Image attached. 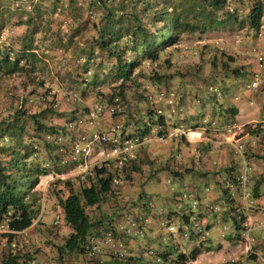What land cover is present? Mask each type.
Listing matches in <instances>:
<instances>
[{"label": "rangeland", "instance_id": "1", "mask_svg": "<svg viewBox=\"0 0 264 264\" xmlns=\"http://www.w3.org/2000/svg\"><path fill=\"white\" fill-rule=\"evenodd\" d=\"M30 1L32 8L27 10L17 8L15 0H6L7 5L11 2L13 6L0 19V50L10 51L11 57H14L22 53V46L26 43L34 53L28 57L27 62L22 61L21 70L15 74L0 75V120H12L14 109L24 99L29 113L41 112L43 123L57 126L67 133L62 136L61 142L68 146L69 141L78 139V147L88 145L89 154H75V157L59 162L53 160V155L48 150L42 149L39 139L38 142H33L38 150H35V156L28 158L27 169L35 177L33 173L37 167L43 174L33 177L32 183L26 186L29 200L37 198L36 203L39 201V221L27 233L35 240L27 250L37 253L36 247L38 243H42L38 247H43L45 255L49 256L46 260L48 264H60L58 257H54L55 245L64 240L71 229L62 216L58 198L52 190L53 181L73 176L82 178L80 165L84 160L92 166L101 159V149L106 148V145L96 140L95 134L106 133L114 128L116 134L124 139L129 136L139 137L144 130L145 136L140 138L144 150H141L140 155L137 153L134 159L136 170L131 173L130 179L122 177L113 195L102 197L97 206L86 210L92 220L106 221H103L104 228L98 231L95 241L93 240L100 248L99 254L101 250V257L97 255L99 259L120 264L113 258L119 253L122 257L131 258L141 255L147 260V255L150 256L146 254L149 249L164 251L173 245L171 235L160 221L173 214L170 210L177 206L175 196H179L180 189L184 187L182 183L176 185L173 179L175 177L169 171L170 165L166 166L168 161L173 164L174 157H180L182 147L173 143L182 141L181 137L161 141L159 138L162 134L176 128L173 126L176 121L191 128L193 125H201L204 142L190 148L197 155L193 164L189 162V167L193 168L201 161L198 155L205 160L207 155H211V158L216 156L212 150L213 140L231 141L223 137L227 127L225 130L220 128L222 124L242 125L244 132L237 137L248 134L251 143L259 139L261 144L257 147L264 150L261 127L264 124V65L260 66L258 60L260 56L264 58V0H227L226 5L216 12L215 21L207 0H144L147 7H150L149 14L144 16L145 20L153 12L166 6L168 11L175 13L179 22L190 21L196 23V26L180 33L176 40L170 42L158 62L148 65L144 61L135 69L146 72L139 75L136 72L133 75L137 85L126 84L125 99L114 95V87L119 80L113 76L115 68L112 59L107 58L99 49L95 39L106 8L115 9L118 15L120 7L126 5V0H104L105 6L97 4L96 0ZM255 1L263 6L258 30L250 27L247 18L250 5ZM129 5L127 3L128 8ZM30 18L32 22L27 25L26 20ZM223 20L225 22H220ZM230 56L234 61L229 63L231 68L225 69L223 62ZM84 59L87 60L86 65L82 64ZM166 60H169L168 64ZM149 67L155 68L157 74H154V70H149ZM254 80L257 86L253 88L251 83ZM116 102L119 103L120 110L111 114L108 108ZM96 105L101 106L102 110L90 116ZM230 107L236 108V111L232 112ZM249 107L254 109H249L251 118L244 120L242 117L247 115ZM153 111L167 119L168 122L164 121L165 126H158L156 117L150 119ZM239 113L243 115L240 116ZM236 115L240 117L236 118ZM214 116L220 121V127L210 121ZM25 128L26 139L30 141L28 136L36 135V132L30 123ZM188 137L193 139L196 135ZM184 138L187 140V137ZM240 141L244 144V156L246 148L248 158L258 161L264 156V153L255 148L249 150L252 149L249 147L250 141L247 145L242 139ZM237 147L238 144L236 152L227 155L224 161L213 163V160H209L210 164L216 165L212 171L207 172L212 174L198 176L199 179H204L205 187L211 181L212 190L204 192L201 185H198L195 192L192 189L184 191L197 204L200 202V205L207 207L206 210L209 209L211 214L216 213L214 206L219 200H223L222 204L225 205L219 207L218 213H227V210L230 212L235 204V198L230 193L227 194L224 186L228 180L234 182L233 177L242 172L243 162ZM9 154L8 151L4 157L0 154V159L7 161ZM258 176L259 172L254 178ZM147 198L152 199L154 204V208L147 212V236L136 238L134 234L126 232V224L135 217L136 207ZM182 203H186V199ZM57 216L60 220L55 224ZM233 216L234 213H229L230 219L226 226L232 225ZM179 220L173 222L176 227ZM219 220L220 217L216 216L214 225L208 231L212 239L205 242L214 247L222 231L228 235L233 233V230L221 226ZM241 226L243 230L246 228L243 224ZM248 255L249 252L238 251L234 257H244L247 260ZM42 257V254L37 255L40 263H44ZM85 258L74 253L64 259L66 264H95L93 260ZM128 260V264H134V260ZM181 264H190V261Z\"/></svg>", "mask_w": 264, "mask_h": 264}, {"label": "trees", "instance_id": "2", "mask_svg": "<svg viewBox=\"0 0 264 264\" xmlns=\"http://www.w3.org/2000/svg\"><path fill=\"white\" fill-rule=\"evenodd\" d=\"M96 1L97 4L105 6L104 0ZM127 3H130L129 8L127 7ZM226 3L227 0H207V5L211 9L214 21L217 20L215 15L216 12L223 8ZM10 6H13L11 2L7 5L6 0H0V19H2L4 13L9 12ZM149 8L150 7H147V3L144 2V0H126V5H122L120 10H118V15L115 9L108 7L106 8L105 16L101 18V25L98 27V35L95 42L106 57L112 59V65L115 68L113 76L116 80H119L118 85L114 87V95L119 98H126V84L137 85L133 78V75L136 74V72L138 75L146 72V70L143 69L135 71L142 62L147 61L148 65L155 64L160 60L161 53L170 42L176 40L180 33L196 26V23L194 24L190 21L185 23L179 22L175 13L173 11H168L166 6L153 12L148 20H145L144 16L149 14ZM262 13L263 6L259 1H255L250 5L247 18L251 28L255 30L259 29ZM31 20V18L27 19L26 24H30L32 22ZM220 22L225 21L223 20ZM22 48V53L20 55H15L14 57H11L10 51L0 50V75L15 74L21 70L22 61L27 62L28 57L34 55L29 44L24 43ZM127 53H130V56H127ZM233 61V57H228L227 60L223 62L224 68H231L229 63ZM86 62L87 60L84 59L82 64L86 65ZM166 62L168 64L169 60H166ZM210 64L212 66L214 65L213 63ZM234 69L233 71L235 72L236 69ZM149 70H154V74H157L155 68L152 67ZM230 109L232 112L236 111V108L230 107ZM151 115L152 117H150V119L153 117L157 118L156 124L158 126H164L163 115H157L154 111L151 112ZM11 117L12 120H0V154L4 157L6 156L7 151L10 153L7 156L8 159L6 158L7 161H2L0 159V217L4 214L10 213V229L22 231L31 227L35 218L39 221V216L37 217L39 201L36 203L38 200L37 198L29 200L28 188L26 187L28 183H32L33 177L36 178L40 174H43V171L37 167L33 173L36 175L35 177L27 169L28 158L35 156V150H38V146H33V142H38L39 139V143H42V149L48 150L49 153L53 155V160L62 162L63 160H68L70 157H75L74 146L77 144L78 139H72L71 142L69 141L68 146L61 142L62 136L67 135V133L57 126L43 123L41 121V112L29 113L27 107H25L24 99H22L21 105L14 109ZM28 123L33 126V129L36 132V135L28 136L30 141L26 139L27 131L25 127ZM196 126L197 125H193L192 128H195ZM145 130L147 131L148 129L146 128ZM166 134L167 133L165 132L162 135ZM144 136L145 131L142 130L139 138ZM179 137L184 138V135H179ZM242 145L244 150L243 142ZM33 148L34 151H32ZM171 164V161H168L166 166H171ZM114 165L115 161L110 160L104 163L101 168L94 167L84 179L78 176H73L53 181L52 190L58 198L62 216L71 229L69 235L59 244L55 245L56 250L54 257L55 255L58 257L60 264H66L64 258L66 256L68 258V256L74 253H79L85 256L89 261L93 260L95 264H113L106 259L105 261L99 259L97 255L101 257V250L99 254L100 248L94 243L98 231L104 228V222L106 221L101 219L92 220L86 209L97 206L102 197L114 194V189L119 186L120 183L114 184L112 181L113 178H118L119 181L122 177L123 179H130L131 173L136 170L135 160L131 161L122 169H116ZM243 168L244 166L242 167V171ZM170 172L174 174L175 178H177L179 174L188 172L192 174L196 171H194L192 167H189L187 169L185 168V171L179 172L171 170ZM240 174H242V172H240ZM233 180L237 183L239 187L238 191L242 195L240 180H238L237 177H233ZM248 181L247 176L246 189L251 197L252 193L249 190ZM183 194L184 190H180L179 196H175L177 197L176 202L180 206H176L179 208L172 212L173 214H179L178 217L180 220L187 221L189 215L187 216L184 212L185 208H183V205H185V203H182V200L186 199V203H188L190 200L193 201V198H191L188 193L185 196H183ZM253 196H255L254 193ZM144 206L146 207V213L151 210L147 204H144ZM230 210V213H234L233 223L235 229L237 231L243 230L241 225L244 217L240 215L237 206L231 207ZM117 225H119V223H117ZM178 229L180 230L181 228ZM196 230H199V232L204 234L206 239L204 228L198 227L192 222L189 226V234H194ZM180 232L181 235L185 234V232L183 233L181 230ZM145 234V236H147V232H145ZM26 236L29 238L30 244L34 242L35 239L33 236L30 237L29 234ZM0 237L4 243L3 245L0 243V264H31V260L35 261L34 264H48L46 260L49 259V256L47 257V255H45L46 253L43 247L39 249V245L42 243H38L36 247V250L38 251L37 253H34L33 251L29 252L25 248L12 250L9 245L12 235L4 233L1 234ZM135 237L140 238L139 236ZM198 240L199 243L202 242L199 238ZM90 241L92 243H90ZM165 249L166 250L164 251L149 249L146 253L150 254V256L147 255L149 258L147 260L141 255L131 258L129 256L122 257L119 253L114 255L113 258L119 261L120 264H128V259H131L132 262L134 260V264H156V257L160 258V264H166L169 260H172V264H181L189 260H194L201 252V247H194L187 255L170 252L168 248ZM38 254H42L44 263L38 261ZM248 259L256 260V255L250 254ZM224 264L241 263L239 261H231Z\"/></svg>", "mask_w": 264, "mask_h": 264}, {"label": "crops", "instance_id": "3", "mask_svg": "<svg viewBox=\"0 0 264 264\" xmlns=\"http://www.w3.org/2000/svg\"><path fill=\"white\" fill-rule=\"evenodd\" d=\"M234 106L237 107V105H234ZM249 109L251 110L253 108L251 107L247 108L246 110L247 115H244L242 117L244 118V120H249L251 118L252 110L250 111ZM171 110H174V109H171ZM239 115L242 116L243 113H239ZM239 115H236V118ZM216 118L217 117L214 116L212 117V119H210V121L216 126L220 127L219 126L220 121ZM213 119H214V122H213ZM164 121L168 122L167 119L165 118H164ZM178 123L179 122L176 121V125H173V126L187 129L185 131H187L188 141L187 140L183 141L185 138H180L182 141H179V143H177L178 141L173 143L174 145L178 144V147L180 148L182 147V153L181 152H180L181 154L179 153L180 155L179 158L174 157L173 164H171L169 171L174 170V171L180 172V171H185V168L186 169L189 168V165H190L189 162L194 163L195 156L197 155L194 154V151H190V148H192L193 146L197 144H201L202 142H204L202 140L205 137L202 135L203 131L200 130L202 128L201 125L199 127L196 126L195 128H191V127L185 126L183 122L182 123L180 122V124ZM227 125H230V124L228 123L225 125L222 124L220 128H223L225 130ZM164 126H165V122H164ZM173 126L172 128H174ZM261 127L263 128L262 134H264V124ZM191 132H194L196 134V137L193 139L188 137V135ZM247 136L248 134L242 135L240 136V138L246 143V145L248 144V141H250V144H252L253 147L252 145L249 144V147L252 148L249 150H253L255 148L259 150L260 153H264L263 148L259 149L260 147L259 145L261 144L260 140L257 139L254 141V143H251L252 140L248 139ZM223 137L227 138V140H230L231 138L227 130H225V136ZM234 149H235L234 145L231 142H227L223 139H221L220 141L213 140L212 150H214V152L216 153V156L211 158L212 157L211 155H207V159L205 160L204 157L198 155L201 161L200 159H198L200 163L198 162V165L196 167L194 168L192 167L193 170L196 172H193L192 174H190V172L179 174L177 178H173L176 181V185H179L182 183L184 187L182 188L180 187L181 189L180 188L179 189L184 190V191L185 190L190 191L192 189L195 192L198 189L197 188L198 185L199 186L201 185L200 188L204 190V192L209 191V189L212 190V186H211L212 182L209 181L211 184L207 183V186L205 187L203 183L204 179L200 177L202 179L201 180L198 178V176H200V174L207 175V176L212 174V173L207 174V172L212 171L213 168L216 166L213 163L214 162L216 163L222 160L224 161L227 158V155H229L230 153H235ZM141 150H144L142 149V146L138 150L139 155L141 154L140 153ZM246 153H247V148L245 149L246 157L243 155V153L240 156L242 157L243 166L245 163L248 165V180H249L248 187L250 188L249 190L252 193L251 197L249 196V198L245 200L242 199L241 193L237 190L239 188L237 183L231 180L228 182V184H225L224 186L225 190H227L226 191L227 194L230 193L233 196V198H235L236 201H235L234 207L237 206V209L240 215L244 217L242 224L246 228L244 230L237 231L234 227V223L232 219H231L232 225H230V227L226 226V224L228 223L227 222L228 219H230L228 217L230 213L229 210H227V213H223V212L218 213L219 207L225 205V204H222L223 200L221 201L219 200L216 202L214 206L215 207L214 212L216 213L214 214H211L209 212V209L207 211L206 210L207 207H205L204 205H200V202L199 204L195 206L192 204L191 202L192 200H190L188 203H185V205H183V208H185L184 212L187 214V216L189 215V218L187 221H184L182 219L179 220L178 227H176L173 224V222L176 219L178 220L180 218L178 217V214L175 213L171 215V217L169 218L167 222L170 225H173L174 229L181 228L180 230L183 231V233L185 232V234H182V235H181V232H179L178 234L176 232L169 233L172 237L170 240L173 242V245L168 247V250H170V252L183 253L187 255L194 247H201V252L196 256V258L194 260H189L190 264H224V263L231 262V261L238 262V260L247 261L246 263L243 261H239L241 264H264V156H262L260 160L257 161L254 158H248L247 157L248 153L247 155ZM209 160H213L212 161L213 163L211 162L212 164H210ZM258 172H259V176L255 179L254 177L256 176V174H258ZM172 176H174V174H172ZM234 177H237V176H234ZM222 178H225V177L223 176ZM228 188L230 189L228 190ZM253 193L255 196H253ZM177 206H180V205L177 203ZM177 208L179 207H176V208L174 207L170 211L177 210ZM216 216L220 217L219 221H220L221 226L224 225L228 229L233 230V233L228 235L222 231L220 234L221 237L218 239L217 245L214 247L212 246V244H208L205 242L210 241L212 239V236L208 235V231L210 229V226L214 225ZM192 222L195 223V225H197L198 227L204 228L205 230L206 239L202 243H199L198 238L194 236L192 233L189 234L188 230ZM160 223H162V221H160ZM30 228L31 227L26 229L25 232L30 233ZM245 230H248L249 232H248V237L244 239L243 232ZM157 237H160V236L157 235ZM238 251H240L241 253L246 251V252H249V255L250 254L256 255V260H250L248 258L246 260L244 257H239V256L234 257Z\"/></svg>", "mask_w": 264, "mask_h": 264}, {"label": "built area", "instance_id": "4", "mask_svg": "<svg viewBox=\"0 0 264 264\" xmlns=\"http://www.w3.org/2000/svg\"><path fill=\"white\" fill-rule=\"evenodd\" d=\"M15 6L21 7V8L23 7L24 9H27V10L32 8L30 0H16ZM258 60H259V65L263 66L264 58L260 56ZM251 86L253 88L257 86L256 80L252 81ZM116 101H118V99H116ZM119 108H120L119 103L116 102L115 105L110 106L108 110L111 114H113L114 112L120 110ZM101 110H102V107L99 105H96L94 109L90 112V116H94L96 112H99ZM226 130L232 138L230 139L231 140L230 142L234 145L235 151H236V144H238L237 150L240 153V155H242L243 145H242V142L240 141L241 140L240 136L237 137V135L239 133L244 132L243 126L240 124L233 123L232 125H227ZM179 135H184L187 137V131H185L181 127H176L172 131L167 132L166 135H161L159 140L165 141V140L171 139ZM94 138L98 140L100 143H102L103 145H106V148L101 149V152H100L101 159H99L96 162V164L91 166L90 164H88L86 160H84L83 164L80 165L81 166L80 174L83 179L88 173L91 172L92 170L91 168H94V167L101 168L104 163L110 160L115 161L114 167H116V169L124 168L127 164H129L131 161H133L136 158L139 147L142 144V139H140L138 136H129L123 139L119 134H116L114 128H112L110 131L106 133L95 134ZM74 153L75 154L83 153V155L86 156L89 154V146L86 145L83 147H78V144H75ZM247 170H248V165L245 163L242 174L237 176L238 180H240V184L242 187L241 197L244 200L248 199L250 196L249 192L246 189L247 187L246 181H247V176H248ZM112 181L114 184L120 183L118 178H113ZM228 182L229 180L226 181L225 184H228ZM185 195L186 193L183 194V196ZM144 204H147V206L150 209L154 208L153 200L149 198L145 199L141 205H138L136 207L135 217L126 224V232L132 233L135 236H139L140 238L145 237L146 235L145 232H146V229L149 223V216H148V213H146V207L144 206ZM195 204H197V202L194 200L193 205ZM10 219H11L10 213L4 214L0 217V235L4 233L12 235L9 241V245L12 250L13 249H23V248L27 249L29 247L30 240L26 236L27 235L25 232L26 229L22 231H15V230L10 229L9 227ZM36 221L37 219L33 221L32 225L35 224ZM58 221H59V217L57 216L56 219L54 220V223L56 224L58 223ZM161 221H162L161 224L164 225V227L168 230V232L170 233L180 232L178 228L174 229L173 225H170L169 223H167L168 218L166 219L164 218ZM248 232H249L248 230H245L243 232V236L245 238L248 237ZM194 234L196 237L198 236L200 240L205 239L204 234L199 232V230H196ZM0 243L1 245L4 244L2 239H0ZM155 262L156 264H160V258L156 257ZM34 263L35 261L31 260V264H34ZM166 264H172V260L167 261Z\"/></svg>", "mask_w": 264, "mask_h": 264}, {"label": "bare ground", "instance_id": "5", "mask_svg": "<svg viewBox=\"0 0 264 264\" xmlns=\"http://www.w3.org/2000/svg\"><path fill=\"white\" fill-rule=\"evenodd\" d=\"M189 135H190L191 137H194L196 134H195L194 132H191Z\"/></svg>", "mask_w": 264, "mask_h": 264}]
</instances>
